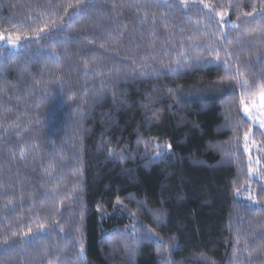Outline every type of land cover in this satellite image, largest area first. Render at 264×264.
<instances>
[{
  "label": "trees",
  "instance_id": "trees-1",
  "mask_svg": "<svg viewBox=\"0 0 264 264\" xmlns=\"http://www.w3.org/2000/svg\"><path fill=\"white\" fill-rule=\"evenodd\" d=\"M0 34V264H264V0H0Z\"/></svg>",
  "mask_w": 264,
  "mask_h": 264
},
{
  "label": "snow or ice",
  "instance_id": "snow-or-ice-1",
  "mask_svg": "<svg viewBox=\"0 0 264 264\" xmlns=\"http://www.w3.org/2000/svg\"><path fill=\"white\" fill-rule=\"evenodd\" d=\"M221 20H223V14L221 13ZM247 15H251V13H247ZM43 31V29H41ZM5 37L0 34V40H4ZM8 42L12 44L13 46H16L17 42L20 39L19 34H17L16 39L13 40L11 36L8 38ZM243 84L246 86L248 84L247 80L243 81ZM253 87L255 88V91H253V88H245V92L247 94V98L245 96H241L240 99V106L245 113L249 117V119L255 121L257 119L256 116L253 115V112H256L259 114V127L264 129V82L259 83L258 85L254 84ZM261 135H264V132L261 133ZM245 150H248V144L247 141L249 139V134H245ZM239 242V241H238ZM247 247V245H245ZM83 251V249H81Z\"/></svg>",
  "mask_w": 264,
  "mask_h": 264
},
{
  "label": "rangeland",
  "instance_id": "rangeland-1",
  "mask_svg": "<svg viewBox=\"0 0 264 264\" xmlns=\"http://www.w3.org/2000/svg\"><path fill=\"white\" fill-rule=\"evenodd\" d=\"M0 44H2L3 46H8V47H15L13 46L12 44H10L6 39L4 40H0ZM17 48V47H16ZM253 115L257 117V119L255 121H253L256 126L258 128L259 127V114L256 113V112H253ZM247 116V115H246ZM248 117V116H247ZM249 118V117H248ZM251 120V119H250ZM262 129V128H261ZM264 130V129H263ZM254 135H251L249 136V139L247 141V144H248V150H247V153L249 155V161L251 163V174L253 175L254 173V170H255V165L257 167L258 165V151H260V146L255 142L254 138H253ZM258 168V167H257Z\"/></svg>",
  "mask_w": 264,
  "mask_h": 264
}]
</instances>
